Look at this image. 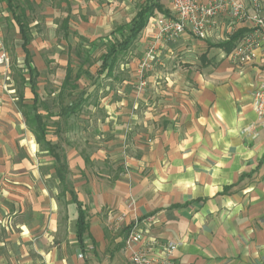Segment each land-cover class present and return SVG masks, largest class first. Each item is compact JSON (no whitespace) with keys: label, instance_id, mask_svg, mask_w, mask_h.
I'll use <instances>...</instances> for the list:
<instances>
[{"label":"crops","instance_id":"1","mask_svg":"<svg viewBox=\"0 0 264 264\" xmlns=\"http://www.w3.org/2000/svg\"><path fill=\"white\" fill-rule=\"evenodd\" d=\"M51 1L55 6L50 10L60 11L62 24L55 26L63 32L68 50L86 61L141 9L125 20L138 0ZM36 3L40 1L20 0L28 18L27 53L12 11L0 1V264H130L123 248L136 221L147 238L177 244L176 264H264V126L253 99L264 81V50L258 49L254 60L241 66L223 49L210 47L238 32L245 35L251 24L233 27L230 16L221 14L205 40L187 32L175 41L158 43L155 64L168 85L180 79L164 74L172 56L178 52L188 60L183 91L172 93L178 103H171L170 122L154 139L122 142L116 133L127 126L121 120L131 109L124 107L126 96L107 105L87 104L90 86L75 112L70 106L51 114L46 100L45 112L38 109L41 71L35 66L31 26ZM165 10L168 14L156 12L150 18L136 45L148 47L153 41L150 22L169 15L172 0ZM5 49L13 52L11 61ZM19 51L24 68L16 64ZM70 57L61 62L63 82L52 93L55 107L69 68L76 90L85 79L81 67L74 75ZM131 65L121 64V70ZM99 70L97 78H111L108 70ZM109 97L108 91L102 96ZM21 104L36 105L31 115L40 114L45 123V116L56 119V132L46 124V140L63 149L66 187L57 175L55 157L47 144L37 142ZM83 112L88 115L84 129L71 130L74 134L66 140L64 120L83 117ZM100 113L104 118L96 117ZM81 131L89 132L90 139L76 140ZM73 198L87 214L83 247L77 236L79 207Z\"/></svg>","mask_w":264,"mask_h":264},{"label":"rangeland","instance_id":"2","mask_svg":"<svg viewBox=\"0 0 264 264\" xmlns=\"http://www.w3.org/2000/svg\"><path fill=\"white\" fill-rule=\"evenodd\" d=\"M40 3H36L31 8L34 10L33 18L34 22L31 24L32 32L34 40L32 42V50L36 55L35 66L41 71V76L38 80L39 93H40V102L38 104V109L42 112H45V103L44 100L48 102L52 108L49 110L51 114L55 112H59L61 108L74 107L81 102L84 98L85 92L91 90L90 86H93V91H89L91 96L86 101V103L94 105L95 102H100V105H107L109 100L124 97L126 98L123 101L124 107L129 106L131 109L128 113H125L121 116V120L127 124L126 127H122L119 129L118 136H122V142H131V141H150L154 139L157 134H159L161 127L170 122L171 111L167 113L171 108V103H178L177 98L172 95V93H179L183 91L181 87V79L187 75L185 72L186 62L188 61L186 58L183 59V55L176 52L171 58V65L167 67V70L164 74H172L174 78H180L175 80V83L172 85H168V82H164V79H160L162 76V68H160L155 63L157 59L154 60L150 64L149 67L141 68L139 67V62L145 60V56L147 53V45H136L138 43V39L135 41L133 46L127 52V54H118V61L116 67H114L111 78L109 79L106 74H103V78H97L98 70L102 64V56L106 54L109 50L110 43H103L102 45H98V47L94 50L93 54L90 56L89 61L85 60V56L83 58L76 57L75 50H68L66 46L65 40H63V32H61V14L59 10H50L52 5L51 0H39ZM58 2V0H55ZM146 0H138V2L133 5L132 9L126 14L125 20H130L135 13L145 4ZM59 4V3H57ZM161 4L167 8L170 4V0H162ZM264 13V12H263ZM53 16L52 20H48V17ZM57 25V27L55 26ZM15 37V35H12ZM152 41V39L150 40ZM149 45V44H148ZM5 56H9L11 61V54L13 52H7L6 49ZM20 51L18 54V62L16 64L22 67V56L20 55ZM180 54V55H179ZM70 56V60L72 62V66L74 67V75L78 68L81 69L85 75V79L78 82L79 88L73 89L72 86H75L76 81L71 80L70 85H67L63 89V93L59 98V107H55L54 103H51L53 100L52 93L58 91L63 82V70L64 66L62 61H64L67 56ZM197 58H200L199 53L196 55ZM194 60L197 62V66L199 67V60ZM185 62L182 64L180 62ZM132 64L127 69L121 70V64L128 63ZM179 63L181 65H179ZM174 64L178 66L174 68ZM19 70V67H17ZM15 75V74H14ZM184 75V76H182ZM125 79L127 81L126 84L120 83V80ZM144 83L143 87H140V84ZM108 88V90H107ZM110 94L108 100L102 98L105 93ZM118 92H121L122 95H118ZM81 116V115H80ZM70 117L67 120H64L65 128L67 131L63 132L64 138L66 140L71 139V132L73 129L82 130L88 122V115L86 112H83L82 116ZM54 117V116H53ZM96 117L104 118V115L100 113ZM46 124L52 129V132H56L57 124L56 119H52L51 116H45ZM74 131V130H73ZM89 132L81 131L77 136L76 140L80 139H90ZM108 134V133H107ZM108 138V135L106 136ZM74 142V141H73ZM52 150L59 154L61 157L63 156V149L52 146ZM45 149V148H44ZM123 230V228H121ZM119 229L118 234L121 233ZM123 233V232H122ZM122 235V234H121Z\"/></svg>","mask_w":264,"mask_h":264},{"label":"built area","instance_id":"3","mask_svg":"<svg viewBox=\"0 0 264 264\" xmlns=\"http://www.w3.org/2000/svg\"><path fill=\"white\" fill-rule=\"evenodd\" d=\"M221 14L230 16L233 27L245 22L251 24V30L240 38L230 53L231 60L237 65L251 63L256 51L264 50L261 0H172L170 14L150 22V28L154 30L153 41L147 47L141 67H147L158 58L160 42L175 41L187 32L205 40ZM144 85L141 83L140 87ZM253 99L256 113L264 126V81L255 89ZM176 249L174 242L159 244L158 240L147 238L138 228V221L134 223L123 248L130 264H176L173 259Z\"/></svg>","mask_w":264,"mask_h":264},{"label":"trees","instance_id":"4","mask_svg":"<svg viewBox=\"0 0 264 264\" xmlns=\"http://www.w3.org/2000/svg\"><path fill=\"white\" fill-rule=\"evenodd\" d=\"M2 2L7 3L9 9L12 11L16 22L18 23L21 34L24 41V48L26 52L27 45L30 42V35L27 27V16L25 13V9L21 6L20 0H0ZM161 0H147L146 3L141 7L136 17L127 25L119 26L117 29L111 34L113 40L110 41L109 50L106 54H104L101 58L102 65L100 67L99 73L102 74L105 71H109L112 73L116 62L118 61V54H126L130 48L133 46L135 41L139 38L142 31L147 27L150 18H152L156 12L162 14H168V11L165 10L164 6L160 3ZM245 32H238L234 34L229 41L220 43L217 45H211L210 47H216L223 49L226 53L230 54L234 48L236 47L240 38L244 35ZM28 63V61H27ZM31 76L33 77L34 72L31 70ZM73 71L71 68L68 69V74L64 83V86L70 85L72 79ZM81 76L80 72H78L75 76L77 80ZM73 89L76 86H72ZM34 90V89H33ZM36 105L31 107H27L21 104V108L23 109L26 122L29 128L34 132L37 142L42 144H47L46 140V123L43 120V117L40 114L35 113L31 115V111L35 110ZM73 112L76 111L77 106L70 107ZM47 149L51 155H53L56 159L57 163V175L61 182L65 186L66 174L68 171V165L66 160H62L60 155L54 152L52 146L47 144ZM66 187V186H65ZM74 201L78 204L79 207V217L77 221V236L80 245L84 246V239L88 232V222H87V214L86 211L83 210V205L77 202V199L73 198Z\"/></svg>","mask_w":264,"mask_h":264}]
</instances>
